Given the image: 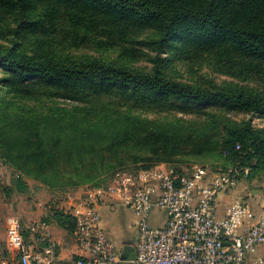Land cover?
Returning a JSON list of instances; mask_svg holds the SVG:
<instances>
[{"label": "trees", "instance_id": "1", "mask_svg": "<svg viewBox=\"0 0 264 264\" xmlns=\"http://www.w3.org/2000/svg\"><path fill=\"white\" fill-rule=\"evenodd\" d=\"M1 37L13 45L0 44L8 74L0 78V156L18 172V192H25L24 177L73 190L99 185L115 166L166 163L180 170L175 161L187 155L221 158L213 166L245 167L247 177L264 171V127L249 119L208 112L198 124L159 122L118 106L123 97L169 107L179 101L264 118V0H0ZM169 38L180 40L181 58L193 53L239 83L168 76L161 53ZM27 42L30 52L17 50ZM71 44L119 48L125 60L77 55L66 50ZM139 59L149 69L133 66ZM39 87L77 105L24 113L19 105ZM0 188H10L1 176ZM54 210L57 224L71 230L69 215Z\"/></svg>", "mask_w": 264, "mask_h": 264}, {"label": "built area", "instance_id": "2", "mask_svg": "<svg viewBox=\"0 0 264 264\" xmlns=\"http://www.w3.org/2000/svg\"><path fill=\"white\" fill-rule=\"evenodd\" d=\"M247 174L245 167L206 164L140 168L132 179L120 176L72 197L68 208L59 209L69 215L71 230L57 224L54 209L31 220L10 214L0 264H264L252 255L264 246V208L255 212L244 198L222 199ZM115 203L137 217V239L126 258L103 224L102 213ZM153 208L164 213L161 225L147 222ZM56 227L69 236L67 255Z\"/></svg>", "mask_w": 264, "mask_h": 264}, {"label": "rangeland", "instance_id": "3", "mask_svg": "<svg viewBox=\"0 0 264 264\" xmlns=\"http://www.w3.org/2000/svg\"><path fill=\"white\" fill-rule=\"evenodd\" d=\"M0 44L3 46H12L13 43L7 38H0ZM180 40L176 38H169L167 42L163 45V52L161 56L164 57L162 63V71L168 76L181 80L184 82H196L201 84H208L213 82L217 85L229 84L230 82L239 83V81L231 75L223 72L215 63L211 61H206L201 58H197L193 53H189L190 58L184 59L179 47ZM67 47V48H66ZM66 50L74 52L77 55H94L97 57L103 58H119L120 52L119 48H110L108 50L100 51L93 45H66ZM30 44L22 43L18 51L30 52ZM186 55V54H185ZM184 55V56H185ZM122 60H125L123 57H120ZM202 60V61H200ZM133 66L149 69L151 63L145 61L144 59L132 61ZM5 69L0 65V78L7 76ZM246 83V82H245ZM250 83V82H248ZM2 85V83L0 84ZM44 90L37 89L36 93L28 98L27 105H19L21 109H24V113H49L59 112V107H71L77 105L76 101H72L63 97L56 95H46L43 92ZM4 92L3 89H0V93ZM119 96V95H118ZM120 97V96H119ZM122 98V97H121ZM127 97H123L121 101L118 99V106L121 113L136 115L141 118L152 119L159 122L165 121H179V122H189L193 124L201 123L205 118L208 112L222 114L230 119L235 121H241L243 119H249L252 126L255 128L264 127V118L251 114L249 112H242L236 110H228L222 107H216L215 105H204L197 103H182L179 101H171L174 107L161 106L158 103L152 102L151 100L145 102H134V100H128ZM20 104V102H17ZM179 106V107H176ZM187 108L183 110V108ZM206 113V114H205ZM149 157H153L149 155ZM221 158L212 156V157H197L192 155H187L179 157L176 159L175 163L181 165L183 168H189L193 164H206L213 165L214 163L221 164ZM153 160L146 161L144 163H151ZM28 165V164H26ZM231 167L230 164H227V167ZM139 169L134 167L121 168L115 166L106 173H110L106 180L99 185H79L77 188L73 187L67 188L69 185L65 186L66 190L50 189L45 183L39 182V180H34L31 177H24L26 182L25 192H18L14 181L18 172L16 171L13 164L8 160H5L0 156V176L3 180L4 185L9 186L8 192H4L0 188V240L4 238V223L6 217L10 214H17L22 216L26 220H31L35 212L50 207V209L56 207L55 209H66L70 206L69 202L72 201L65 197L66 194L74 193L79 190H84L88 188H97L100 186H106L110 181L118 179L120 176H123L125 179H132L138 172ZM249 175V174H248ZM245 176L242 181L235 187L236 190L240 191L245 187L248 189H255L257 193L264 194V171H256L250 177ZM64 187V188H65ZM7 189V188H6ZM234 189V188H233ZM234 189V190H235ZM232 190V189H231ZM74 191V192H73ZM234 193V191H233ZM243 193H234L231 195L230 199L234 198H244ZM74 197V196H73ZM229 199V200H230ZM64 200H66L65 205H63ZM228 201H225L224 204H227ZM246 200V199H245ZM247 201V200H246ZM261 202L264 204V197H258L254 202ZM68 202V203H67ZM248 202V201H247ZM249 203V202H248ZM256 212L261 211V209H254ZM103 224L107 228L111 238L115 241L117 248L122 249L126 254L132 255L133 246L137 239V229L135 221L137 220L136 215L129 209L118 204H114L110 208V212L104 211L102 213ZM164 219V213L158 209L153 208L147 218L149 225H161ZM54 236L61 241H65L69 236L61 229L56 227L54 229ZM264 248V246H257L252 255H256L259 249Z\"/></svg>", "mask_w": 264, "mask_h": 264}, {"label": "crops", "instance_id": "4", "mask_svg": "<svg viewBox=\"0 0 264 264\" xmlns=\"http://www.w3.org/2000/svg\"><path fill=\"white\" fill-rule=\"evenodd\" d=\"M234 189L229 190L224 195H222V199H223L224 202L225 201H228L230 199L231 195H234V193L240 192V193H243L244 194L243 196L249 202V204H250V206H251V208L253 210L254 209H257L258 210V209L264 208V204L262 203V201L261 202L260 201L259 202H254V200L256 198H258V197H264V194L257 193V190H255V189H248L246 187L244 189L242 188V190L240 189V191L236 190L237 188L235 190ZM82 191L81 190H79L77 192H74L73 191L74 193H69V194L65 193L66 194L65 197H68V199H71L73 196H77ZM233 191H234V193H233ZM232 199H230L229 201H231ZM65 203H66V200H64L63 205H65ZM71 203H72V201L69 202V204H71ZM55 208L56 207H54L53 209H55ZM53 209L52 208L50 209V207H48V208L45 207V209H43L41 211H39L40 209H38L37 212L34 213L35 214L34 216L39 217V216H43V215H49L48 212L52 211ZM106 212H109V211H106ZM36 217H33V218H36ZM70 248H72L70 244H68L66 241H61V249H62V254L63 255L69 254ZM253 256H262L264 258V248L259 249V251H257V254L256 255H253Z\"/></svg>", "mask_w": 264, "mask_h": 264}, {"label": "water", "instance_id": "5", "mask_svg": "<svg viewBox=\"0 0 264 264\" xmlns=\"http://www.w3.org/2000/svg\"><path fill=\"white\" fill-rule=\"evenodd\" d=\"M122 257H123V258H126V257H127V254H124Z\"/></svg>", "mask_w": 264, "mask_h": 264}]
</instances>
